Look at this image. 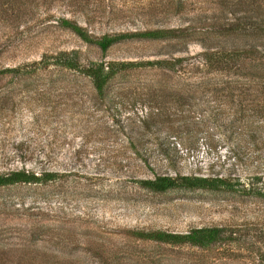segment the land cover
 Returning <instances> with one entry per match:
<instances>
[{
    "label": "rangeland",
    "instance_id": "1",
    "mask_svg": "<svg viewBox=\"0 0 264 264\" xmlns=\"http://www.w3.org/2000/svg\"><path fill=\"white\" fill-rule=\"evenodd\" d=\"M158 1L0 0V72L29 67L58 52L75 51L85 65L190 59L206 51L197 40L183 52L167 42L124 41L102 53L59 23L75 22L93 39L159 27L213 28V21L196 24L189 13L167 16L162 8L151 14L145 4ZM222 16L223 23L234 18L227 12ZM245 44L242 38L226 40L228 50ZM155 68L131 67L110 84L104 99L88 79L52 67L27 81L0 78V175L60 174L46 184L0 188L3 264L21 263L23 254L32 256L27 264L28 259L30 264L46 259L100 264L86 252L88 246L110 250L116 264L259 263L258 251L264 248V57L240 59L231 89L217 82L219 73L215 81L199 83ZM157 177L220 178L228 186L157 193L140 184ZM213 227L237 232L236 241L202 250L158 246L127 235L131 230L182 234Z\"/></svg>",
    "mask_w": 264,
    "mask_h": 264
},
{
    "label": "trees",
    "instance_id": "2",
    "mask_svg": "<svg viewBox=\"0 0 264 264\" xmlns=\"http://www.w3.org/2000/svg\"><path fill=\"white\" fill-rule=\"evenodd\" d=\"M162 2H165V4ZM204 3L209 6H202ZM193 4H195V7ZM145 5H148L152 9L150 11L151 14L163 8L161 11L167 16L177 17L184 13L193 14L198 19L196 24H201L207 19L211 20L213 21V28L211 30H201L196 29L192 25L174 29L159 27L142 31L104 35L99 39H93L84 28L75 22L61 19L59 23L62 29L70 31L83 42L96 46L102 53H105L113 45L124 41L167 42L173 44V50L176 52H183V49H185L190 41L197 40L202 43L206 51L190 59L174 58L170 61L156 60L138 63L106 62L100 60L88 62L85 65L82 64L83 62L80 60L79 54L75 51L58 52L54 55H44L40 61L29 65V67L28 65H24V68L22 66L5 68L0 72V78L2 76H10L12 78L10 79L11 82L14 79L27 81L30 76L35 75L40 70H48L52 67L56 72L77 73L78 76L88 79L93 90L96 91L101 99H104L105 91L110 84L116 81L118 77L121 78L127 75L131 67L149 66V68L157 67L155 69L159 71L165 69L168 72L175 73L180 81H182L181 78L185 77L187 81L188 79H194V81L197 79L199 83H204L207 80L215 81V76L219 73L222 79L220 78L221 80H219L217 78V82L223 81L227 85L223 89H231L235 87V78L233 76H236V63L240 59L254 60L258 57H264L262 56V49H264V0H198L196 2L193 0L190 2L189 0H160L157 4L152 5V3H148ZM197 10H201L199 14L196 13ZM226 12L234 18L231 22L223 23L226 17L222 16V14ZM210 13L212 16H207ZM228 38H242L247 46L242 49L232 47V49L228 50L226 45ZM189 61L193 62L189 63ZM34 66L37 68L35 71L27 72L28 68ZM40 66H43V68H40ZM225 73L231 74L232 77L225 76L224 80L223 76ZM194 76L195 78H193ZM213 76L215 79L211 80ZM59 177L60 174L56 172L35 173L31 171H15L0 175V188L17 184H46ZM140 184L143 188L157 193L179 187L218 189L228 186L226 181L220 178L204 179L189 177H181L179 179L157 177L154 180L142 181ZM127 235L136 241L158 246H187L202 250L222 243L235 242L237 239V232L233 233L214 227L191 229L182 234L162 230H131L127 231ZM86 252L91 256L97 257L100 264H116V257H111V251L108 249L98 251L95 250V246H88ZM258 253V264H264V248L258 251ZM28 257L32 256L28 255ZM28 257L23 254L19 259L21 263L18 264H27L26 259ZM43 258L47 257L44 255ZM48 258L50 257L48 256ZM53 258L56 257L53 256ZM5 259L6 254H4V258L0 257V264H3ZM70 262H72L70 264H80V262ZM28 264H30L29 259ZM45 264H54V262L46 259Z\"/></svg>",
    "mask_w": 264,
    "mask_h": 264
}]
</instances>
